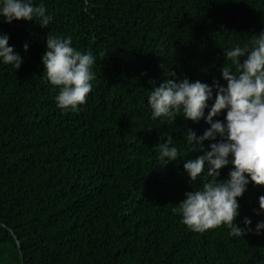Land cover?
Listing matches in <instances>:
<instances>
[{"label": "trees", "instance_id": "16d2710c", "mask_svg": "<svg viewBox=\"0 0 264 264\" xmlns=\"http://www.w3.org/2000/svg\"><path fill=\"white\" fill-rule=\"evenodd\" d=\"M32 2L52 17L47 28L0 16V35L22 58L17 70L0 59V248L12 245L17 264H264V229L255 232L264 212L253 211L264 186L249 179L237 198L235 223L245 228L247 217L253 231L189 229L172 209L211 178L207 163L195 182L183 165L216 141L188 152V131L201 136L210 125L183 114L153 120L147 104L166 79L226 86L223 53L264 31V0ZM48 33L96 58L76 113H62L45 77ZM214 101L215 89L205 116ZM169 137L181 157L163 165L156 146Z\"/></svg>", "mask_w": 264, "mask_h": 264}, {"label": "clouds", "instance_id": "9594fccd", "mask_svg": "<svg viewBox=\"0 0 264 264\" xmlns=\"http://www.w3.org/2000/svg\"><path fill=\"white\" fill-rule=\"evenodd\" d=\"M0 16L6 23L38 21L41 28H47L52 20L45 6L34 5L32 0H0ZM8 39L7 35H0V59L17 70L22 58L8 46ZM27 47L25 44V50ZM223 55L227 62L221 76L226 86L215 80L209 86L199 80L189 82L187 78L179 82L166 79L149 92L147 104L153 120L162 118L171 123L177 115L183 114L193 122L203 118L210 125L201 136L188 131L185 139L188 152L203 150L205 140L216 141L204 155L184 163L190 181L195 182L204 174L205 163L211 179L197 190L186 192L185 198L172 209L173 213L181 214V222L194 232L204 233L224 226L229 236L242 237L246 231L253 230L247 227L251 224L247 217L243 220L245 228L236 225L240 207L237 198L246 191L249 179L254 185L264 186V31L250 44L237 45ZM242 57H246L243 62ZM95 62L91 51L82 53L72 46L71 36L47 34L42 64L46 79L54 88H59L55 100L63 114L76 113L79 106L87 103L93 81L97 79ZM213 89L215 101L205 116ZM222 111L226 113L224 120L213 121ZM156 147L163 165L181 157L170 137ZM229 164L232 170L228 179H218L220 170ZM258 203L260 211L253 210L256 215L264 212V195L259 197ZM261 229H264V221L257 223V235Z\"/></svg>", "mask_w": 264, "mask_h": 264}, {"label": "rangeland", "instance_id": "374dc122", "mask_svg": "<svg viewBox=\"0 0 264 264\" xmlns=\"http://www.w3.org/2000/svg\"><path fill=\"white\" fill-rule=\"evenodd\" d=\"M19 257L15 253L12 245L0 248V263L1 264H17Z\"/></svg>", "mask_w": 264, "mask_h": 264}]
</instances>
